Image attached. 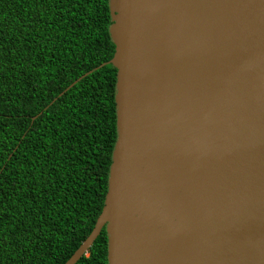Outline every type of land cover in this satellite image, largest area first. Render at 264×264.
<instances>
[{"label": "water", "instance_id": "1", "mask_svg": "<svg viewBox=\"0 0 264 264\" xmlns=\"http://www.w3.org/2000/svg\"><path fill=\"white\" fill-rule=\"evenodd\" d=\"M106 264H264V0H107ZM54 98L51 103L55 100ZM50 103V104H51Z\"/></svg>", "mask_w": 264, "mask_h": 264}, {"label": "trees", "instance_id": "2", "mask_svg": "<svg viewBox=\"0 0 264 264\" xmlns=\"http://www.w3.org/2000/svg\"><path fill=\"white\" fill-rule=\"evenodd\" d=\"M110 23L107 0H0V264H64L101 211L116 71L57 95L111 59ZM75 264H106L104 229Z\"/></svg>", "mask_w": 264, "mask_h": 264}]
</instances>
